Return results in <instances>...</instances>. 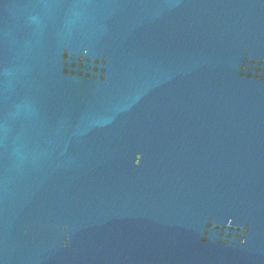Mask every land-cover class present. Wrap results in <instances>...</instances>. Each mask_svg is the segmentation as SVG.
<instances>
[{
    "label": "water",
    "instance_id": "1",
    "mask_svg": "<svg viewBox=\"0 0 264 264\" xmlns=\"http://www.w3.org/2000/svg\"><path fill=\"white\" fill-rule=\"evenodd\" d=\"M0 264H264V0H0Z\"/></svg>",
    "mask_w": 264,
    "mask_h": 264
}]
</instances>
